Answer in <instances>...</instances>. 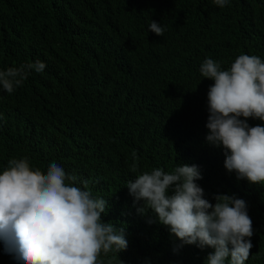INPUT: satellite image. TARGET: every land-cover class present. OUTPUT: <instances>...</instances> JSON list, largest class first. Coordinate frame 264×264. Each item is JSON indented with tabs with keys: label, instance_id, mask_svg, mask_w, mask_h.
Instances as JSON below:
<instances>
[{
	"label": "trees",
	"instance_id": "trees-1",
	"mask_svg": "<svg viewBox=\"0 0 264 264\" xmlns=\"http://www.w3.org/2000/svg\"><path fill=\"white\" fill-rule=\"evenodd\" d=\"M152 21L163 36L148 30ZM241 54L264 61V0H0V71L46 65L13 93L0 90V173L11 158L44 172L55 161L108 201L102 220L124 229L128 247L101 253L103 264H206L214 249L182 245L154 213L138 212L143 201L126 187L153 168L197 165L205 199L246 201L254 234L245 264H264V185L238 180L206 140L214 81L200 66L212 58L228 70ZM0 264H20L2 240Z\"/></svg>",
	"mask_w": 264,
	"mask_h": 264
},
{
	"label": "clouds",
	"instance_id": "clouds-1",
	"mask_svg": "<svg viewBox=\"0 0 264 264\" xmlns=\"http://www.w3.org/2000/svg\"><path fill=\"white\" fill-rule=\"evenodd\" d=\"M213 3L224 8L229 0ZM148 30L163 36L165 29L152 21ZM45 67L37 60L0 71V90L13 93L30 71L40 73ZM199 71L214 81L208 91L207 142L224 149V167L238 180L264 185V126L247 122L264 121V61L241 54L222 70L219 62L207 58ZM200 179L197 165L178 164L170 172L153 168L139 173L126 187L136 202L143 201L138 212L154 213L182 245L214 249L206 264H245L254 234L246 201L217 194L213 204L204 198L196 182ZM76 182L77 177L55 161L44 172L33 168L27 156L9 159L0 173V240L5 252L20 264H103L101 253L126 250L124 229L102 220L108 201L93 198ZM81 183L86 189L89 182Z\"/></svg>",
	"mask_w": 264,
	"mask_h": 264
}]
</instances>
